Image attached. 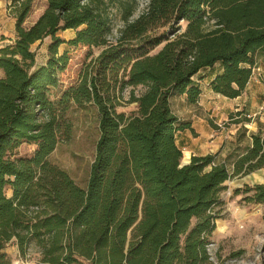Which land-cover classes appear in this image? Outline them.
Instances as JSON below:
<instances>
[{"label": "trees", "instance_id": "obj_1", "mask_svg": "<svg viewBox=\"0 0 264 264\" xmlns=\"http://www.w3.org/2000/svg\"><path fill=\"white\" fill-rule=\"evenodd\" d=\"M6 1L16 36L0 47V264L32 251L38 264H209L224 183L264 168V138L252 134L232 169L212 154L183 165L177 137L194 128L172 102L198 105L205 74L214 94L242 95L264 54V0H149L136 18L138 0H47L29 27L33 0ZM66 30L74 37L58 35ZM46 38L48 59L37 65L32 46ZM63 44L102 48L75 84L62 79ZM88 103L99 137L82 188L49 156L70 137V106ZM123 103L136 110L117 111ZM23 143L35 150L15 157ZM247 192L264 204V183Z\"/></svg>", "mask_w": 264, "mask_h": 264}, {"label": "rangeland", "instance_id": "obj_2", "mask_svg": "<svg viewBox=\"0 0 264 264\" xmlns=\"http://www.w3.org/2000/svg\"><path fill=\"white\" fill-rule=\"evenodd\" d=\"M148 1H137L133 18L145 10ZM46 7L47 0H33L23 26H31ZM110 12L116 36L122 21L116 7H111ZM15 20L10 3L0 0V45L11 44L15 39ZM58 35L68 40L74 37L75 31H61ZM49 42L50 39L46 38L32 46L37 64L46 63ZM65 50L69 52L70 61L62 79L69 85L77 83L82 69L97 57L102 48H69L66 44L61 45L60 52ZM255 63L253 77L237 100L214 95L207 84V74L200 78L201 105H189L184 97L173 99L175 114L181 120L189 121L194 128L193 133L186 130L178 134L177 143L183 151L182 163L190 162L193 155L212 154L216 161L224 162L232 169L237 156L250 146L252 134L264 138V54L256 55ZM135 110V104L123 103L117 108L126 115H131ZM67 117L72 124L70 137L59 142L49 161L67 171L80 187L85 188L99 137L97 108L91 103L83 106L72 104ZM34 150V145L23 143L15 157H29ZM262 183L264 168L247 175L233 176L224 183V190L220 194L222 203L216 209L219 218L208 245L209 264H264V204L246 199L251 194L247 192L248 188ZM7 251L14 259L16 254L12 245L7 246ZM28 259L29 264H38L39 255L32 251Z\"/></svg>", "mask_w": 264, "mask_h": 264}, {"label": "crops", "instance_id": "obj_3", "mask_svg": "<svg viewBox=\"0 0 264 264\" xmlns=\"http://www.w3.org/2000/svg\"><path fill=\"white\" fill-rule=\"evenodd\" d=\"M0 47H2V44L0 45ZM37 65H40V64H37ZM41 65H43V64H41ZM2 75V72H1V70H0V76ZM209 77V79H208V82H207V84L209 85V80L213 77L212 75H210V76H208ZM250 83V82H249ZM249 85V84H248ZM248 87V86H247ZM212 92V91H211ZM214 94V93H213ZM214 95H216L217 97H222V96H220V95H217V94H214ZM223 98H225V97H223ZM239 98V97H238ZM238 98H235V99H229V100H237ZM227 99V98H226ZM198 105H201V102L199 101V103H198ZM179 118V117H178ZM180 119V118H179ZM181 120V119H180ZM182 121H184L183 119H182ZM12 250L14 251V253L15 254H17V248L15 247V246H13L12 247Z\"/></svg>", "mask_w": 264, "mask_h": 264}, {"label": "built area", "instance_id": "obj_4", "mask_svg": "<svg viewBox=\"0 0 264 264\" xmlns=\"http://www.w3.org/2000/svg\"><path fill=\"white\" fill-rule=\"evenodd\" d=\"M15 264H29L28 260H18Z\"/></svg>", "mask_w": 264, "mask_h": 264}, {"label": "water", "instance_id": "obj_5", "mask_svg": "<svg viewBox=\"0 0 264 264\" xmlns=\"http://www.w3.org/2000/svg\"><path fill=\"white\" fill-rule=\"evenodd\" d=\"M188 163H189V162H188ZM188 163H187V164H188ZM182 164L185 165V163H182Z\"/></svg>", "mask_w": 264, "mask_h": 264}]
</instances>
